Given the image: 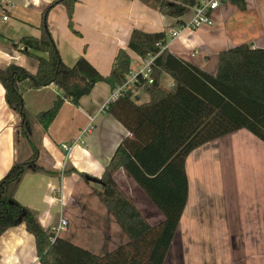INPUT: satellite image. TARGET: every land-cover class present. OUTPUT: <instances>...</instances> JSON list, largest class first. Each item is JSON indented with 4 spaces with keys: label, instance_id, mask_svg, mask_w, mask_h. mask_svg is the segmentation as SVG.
Listing matches in <instances>:
<instances>
[{
    "label": "crops",
    "instance_id": "crops-1",
    "mask_svg": "<svg viewBox=\"0 0 264 264\" xmlns=\"http://www.w3.org/2000/svg\"><path fill=\"white\" fill-rule=\"evenodd\" d=\"M2 1L0 67L12 62L33 73L37 60L23 54L18 42L24 36L40 35L41 12L52 0H8L14 6L4 10L6 20L1 19ZM243 1V7L222 1L211 12V26L186 28L173 40L166 29L170 32L188 21L190 11L176 24V19L138 0H78L73 7L72 28L65 8L59 4L49 10L47 23L66 65L84 55L106 75L118 49H125L133 67L136 55L127 49V42L131 30L139 28L146 32L164 30L165 48L214 74L219 51L243 43L264 48V0ZM143 90L145 86L136 95ZM111 93L106 83L97 82L78 105L64 101L46 132L33 125L40 142L39 163L45 169L61 172L75 169L59 177L45 172L26 173L14 191V198L35 210L46 229L51 230L57 223L65 204H75L82 196H95L78 173L99 178L117 144L128 134L105 111ZM4 94L0 84V179L15 162L31 153L21 136L18 115L7 105ZM57 94L61 90L53 85L28 90L23 94L25 107L34 115L49 108ZM62 144L71 145V149L65 152ZM185 169L188 199L163 264H264V143L242 128L193 150ZM114 179L149 224L162 221L161 212L124 170H117ZM80 183L83 193H77ZM62 213L70 226L69 217ZM93 220H88L90 226L82 223L85 233L81 235L93 236L91 228L106 235L105 220L110 236H124L111 228V220ZM0 264H39L34 237L23 223L0 234Z\"/></svg>",
    "mask_w": 264,
    "mask_h": 264
},
{
    "label": "trees",
    "instance_id": "trees-1",
    "mask_svg": "<svg viewBox=\"0 0 264 264\" xmlns=\"http://www.w3.org/2000/svg\"><path fill=\"white\" fill-rule=\"evenodd\" d=\"M78 0H52L41 12L40 35L19 40L20 51L37 60L35 72L7 63L0 67V84L7 105L18 115L20 133L31 153L15 162L0 179V234L23 223L35 240L39 264H163L183 209L188 199L185 163L196 148L239 129H246L264 143V48H251L246 43L224 49L217 54V69L209 74L165 48L164 30L146 32L133 28L127 49L139 57L155 55L148 78H139L105 104L108 115L127 131L117 144L101 176L100 189L93 192L126 235L127 240L102 254L56 236L44 228L37 212L14 198V191L29 172L60 176L74 168L45 169L39 163L40 142L32 124L46 132L64 101L78 105L95 83L104 82L113 92L121 86L132 68L131 57L118 49L108 74H101L84 56L66 65L49 31L47 16L51 8L62 5L72 28V13ZM140 3L174 18L177 23L197 0H138ZM229 1L243 7V0ZM162 73L169 75L171 85L161 86ZM53 85L61 90L52 105L31 115L23 94ZM145 86L147 100L139 103L136 92ZM34 122V123H33ZM124 170L143 191L163 219L151 225L142 216L114 179ZM78 175L85 179V173Z\"/></svg>",
    "mask_w": 264,
    "mask_h": 264
},
{
    "label": "rangeland",
    "instance_id": "rangeland-1",
    "mask_svg": "<svg viewBox=\"0 0 264 264\" xmlns=\"http://www.w3.org/2000/svg\"><path fill=\"white\" fill-rule=\"evenodd\" d=\"M166 31H167V35L169 36V33H170L169 29H166ZM172 44L173 43H171L170 48H172ZM160 82H161V86L164 89H168L171 85V78L169 77V75L162 73L160 77ZM146 100H147V93H146V90H143L140 94L138 102L141 103ZM34 124H32V128ZM83 187H84L83 184L80 183V185L78 186L79 189L77 188L78 189L77 193L78 192L83 193L84 191ZM88 187L90 189H100L101 186L98 183L90 182L88 184ZM82 197L79 199H76L77 202H74L75 204H70V205L65 204V207L63 208L62 211L65 212L67 217H69L71 223H70V226L69 224L67 226V228L69 227L68 231L61 233L62 236L68 239L69 241L73 242L74 244L82 246L95 254L105 253L106 251L113 249L117 245L124 243L127 240L126 235L123 232H120V233H123L122 235L124 236L121 237L116 234H113V235H116L114 237L110 236L108 234L110 232L109 226L107 225L105 220H103V225H105V230L107 232L106 235H100L98 233H95L92 228L89 229V232L93 234L94 237L90 234L81 235L82 232L85 233V229L82 223L87 226L88 225L90 226L92 225L91 224L92 222L90 223H87V222L88 220H91L92 218L94 219L93 221H97L102 218L109 219L112 221L110 223L111 228L115 231H121V229L114 222V220L111 218L109 213L105 210V208L100 204V202L95 198L94 195L93 196L90 195V197L88 198L84 196V199H82ZM84 218H85V221H84Z\"/></svg>",
    "mask_w": 264,
    "mask_h": 264
},
{
    "label": "built area",
    "instance_id": "built-area-1",
    "mask_svg": "<svg viewBox=\"0 0 264 264\" xmlns=\"http://www.w3.org/2000/svg\"><path fill=\"white\" fill-rule=\"evenodd\" d=\"M220 0H197L196 4L191 7V16L188 21L183 24H179L170 30L169 36L173 40L178 36L181 31L186 28L198 29L203 26H211L213 20L211 18V12L217 8L220 4ZM3 11L1 15L2 20H6L8 15L5 13L8 8H13L14 4L8 0L2 1ZM5 10V12H4ZM133 67L127 74L126 81L119 87H117L110 95L109 100L114 99L118 94L122 92L125 88L132 86L134 83L139 81V78H148L150 73V64L155 58V55L148 54L145 57H139L136 55ZM151 80L148 78V83ZM86 130V129H85ZM61 147L65 152L71 149V145L62 144ZM68 226L67 219L63 216L62 211L59 212L57 223L51 228L52 236L50 240L52 241L56 236L60 235L62 232L66 231Z\"/></svg>",
    "mask_w": 264,
    "mask_h": 264
},
{
    "label": "water",
    "instance_id": "water-1",
    "mask_svg": "<svg viewBox=\"0 0 264 264\" xmlns=\"http://www.w3.org/2000/svg\"><path fill=\"white\" fill-rule=\"evenodd\" d=\"M85 179L90 181V182H94V183H98L101 185V181L99 178H96V177H92V176H89V175H86L85 176Z\"/></svg>",
    "mask_w": 264,
    "mask_h": 264
}]
</instances>
